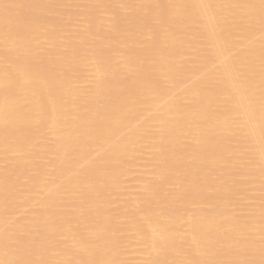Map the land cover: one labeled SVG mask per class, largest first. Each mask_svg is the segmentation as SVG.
Returning <instances> with one entry per match:
<instances>
[{
	"label": "bare ground",
	"instance_id": "1",
	"mask_svg": "<svg viewBox=\"0 0 264 264\" xmlns=\"http://www.w3.org/2000/svg\"><path fill=\"white\" fill-rule=\"evenodd\" d=\"M0 264H264V0H0Z\"/></svg>",
	"mask_w": 264,
	"mask_h": 264
}]
</instances>
